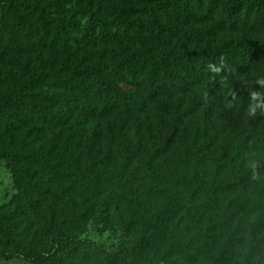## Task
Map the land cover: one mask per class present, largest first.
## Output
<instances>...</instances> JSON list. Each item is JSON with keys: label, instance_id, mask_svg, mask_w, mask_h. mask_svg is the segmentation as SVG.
Masks as SVG:
<instances>
[{"label": "trees", "instance_id": "16d2710c", "mask_svg": "<svg viewBox=\"0 0 264 264\" xmlns=\"http://www.w3.org/2000/svg\"><path fill=\"white\" fill-rule=\"evenodd\" d=\"M35 55L37 68L20 66ZM0 65L12 68L0 78V160L18 189L0 207V258L232 264L222 244L239 231L242 264H264V0H0ZM242 79L246 99H220ZM155 110L166 123L132 174L102 178L90 159L87 196L62 188L72 167L41 141L75 120L133 131ZM215 132L223 151L190 140ZM91 220L129 239L115 250L84 239Z\"/></svg>", "mask_w": 264, "mask_h": 264}, {"label": "rangeland", "instance_id": "374dc122", "mask_svg": "<svg viewBox=\"0 0 264 264\" xmlns=\"http://www.w3.org/2000/svg\"><path fill=\"white\" fill-rule=\"evenodd\" d=\"M98 51H89L90 55ZM37 56L31 61L22 63L24 68L30 64L37 68ZM62 62V57L54 56L52 60ZM12 68L7 65H0V78L8 77ZM247 79H242L238 84L217 88L216 92L220 99L230 101L232 99H246ZM154 116L147 122L141 124L133 131L123 130L121 121L118 119L102 122L100 124L89 123L82 125L78 120L73 121L63 132L52 139L40 142L46 151H50L55 158L64 157L72 167L73 175L63 184L62 188L74 187L78 190V198H85L90 188L86 178V165L92 159L101 162L100 175L102 178L117 180L128 177L139 166H141L145 151L149 147V136L156 135L162 130L167 117L162 110L153 111ZM190 140H195L199 145L213 141L218 145V150L223 151L225 134L223 133H202L190 136ZM18 193L15 184V177L8 168L5 160H0V207L8 204ZM234 240L224 242L222 250L235 252V259L232 264L244 263L247 247L243 244L245 240L238 231L233 233ZM82 238L106 246L115 250L122 242L129 239L126 232L118 226H113L107 231H103V225L91 220L82 235ZM240 238V239H239ZM175 264H198V259L185 260L174 258ZM0 264H29L18 258H0Z\"/></svg>", "mask_w": 264, "mask_h": 264}, {"label": "clouds", "instance_id": "9594fccd", "mask_svg": "<svg viewBox=\"0 0 264 264\" xmlns=\"http://www.w3.org/2000/svg\"><path fill=\"white\" fill-rule=\"evenodd\" d=\"M256 84L259 85L261 88H264V78H258L256 80ZM260 96H261V93L258 91V90H252L249 92V97L252 99V100H255L257 101V104L255 106H253L251 103L249 104V108L247 109V114L249 116H255L256 115V111H255V108L256 107H262L261 104H259V99H260ZM260 163L256 160H252L249 164H248V167L251 168L252 170V179H257V173H256V169L258 167H260Z\"/></svg>", "mask_w": 264, "mask_h": 264}]
</instances>
